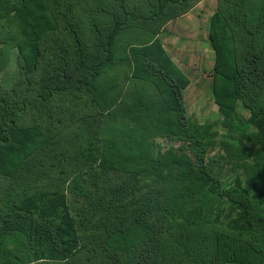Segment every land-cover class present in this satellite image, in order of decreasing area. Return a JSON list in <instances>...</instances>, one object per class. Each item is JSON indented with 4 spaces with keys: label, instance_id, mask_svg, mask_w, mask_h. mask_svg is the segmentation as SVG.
<instances>
[{
    "label": "trees",
    "instance_id": "trees-1",
    "mask_svg": "<svg viewBox=\"0 0 264 264\" xmlns=\"http://www.w3.org/2000/svg\"><path fill=\"white\" fill-rule=\"evenodd\" d=\"M78 1L56 0L65 10L54 14L51 0H0V55L9 41L20 51L25 90L33 91L25 97L31 111L48 118L59 99L57 119L65 117L64 108L74 114L82 101L104 113H128V96L133 126L150 118L155 124L146 130L181 143L162 154L144 136L112 146L113 160L128 171L100 196L108 195L112 250L81 258L66 192L81 189L82 177L76 169L66 172L58 158L51 165L48 152L36 163L35 153L46 148L43 126L21 124L22 103L9 105L0 94V239L21 235L33 253L42 246L39 258L47 264H264V0H219L209 20L212 96L227 131L211 143L230 173L224 184L207 164L210 147L200 127L185 115L181 93L189 79L159 36L162 25L187 9L176 7L190 0H150L144 15L128 0L102 8L92 0L85 24L69 14ZM13 21L21 29L18 39L4 32ZM135 21L138 27L118 50ZM145 85L161 97L143 95ZM65 99L69 106L62 105ZM99 141L96 134L76 159L94 165L110 145L101 148ZM152 174L149 187L132 180ZM192 225H204L205 232L188 231ZM0 264H23L2 240Z\"/></svg>",
    "mask_w": 264,
    "mask_h": 264
},
{
    "label": "rangeland",
    "instance_id": "rangeland-1",
    "mask_svg": "<svg viewBox=\"0 0 264 264\" xmlns=\"http://www.w3.org/2000/svg\"><path fill=\"white\" fill-rule=\"evenodd\" d=\"M101 1L102 3L99 4L100 8L106 7L110 0H99V2ZM128 1L130 5L136 7L135 14L144 15L150 13V0ZM251 1L258 2L259 0ZM51 2L56 6L51 4V7H53L51 11L54 14H58L60 11L64 12V6L58 5L56 0H51ZM75 4L69 14L80 19L83 24L88 23L91 15L89 7L94 5V2L92 0H80ZM218 4L219 0L186 1L176 7L177 12L184 11L185 7L187 8L186 11L162 25L159 36L164 49L189 79V83L181 93L185 115L190 121L195 123V126L200 127L203 133L202 136L210 147L206 155L207 164L212 174L219 178V183L224 184L230 177V173H227L226 168L228 167H225V164L221 161L220 153L223 152L217 150L215 148L216 145L212 146L213 143H211L221 139L227 133L226 129L221 125L222 114L218 110L212 96L214 52L208 40L209 20L211 15L217 10ZM99 22L103 23V18ZM134 23L136 24V21ZM138 25L136 24L132 29H127L126 34L120 37L118 50L123 48L124 44L122 42L133 33V29L137 28ZM6 28H8L9 32L5 30V35H13L17 39L21 36L18 21L10 22ZM0 45H3V43H0ZM127 45L128 43L125 42L126 47ZM122 76L120 77L122 78ZM126 81H128L127 84L129 85L130 80L126 79ZM26 85L21 53L17 46L13 44V41L5 42L0 55V94L6 97L9 105L13 106L15 104L18 107L22 103L24 110L20 117L21 124H41L43 126L46 148L43 150L38 149L35 153L36 163L40 164V160L43 159V152H48L51 165L58 158V160L62 161V167L66 172L67 170L76 169L77 175L82 177V180H80L81 189L77 188L66 192L69 211L73 216L79 234L80 257H91L92 253H98L99 251H111L113 239L109 234L112 233L114 228L105 225L111 220V216L108 214L106 204L103 201L108 198V195L103 196V198L100 196H102L104 188H108L109 185H119L128 174V171L124 170V166L121 163H116L113 160L115 153L112 154V146L118 144L124 148L128 142H136L140 137L144 136L146 145L153 144L159 147L157 153L162 154L173 147H177L181 141H170L162 135L146 130V128L155 124L150 118L143 117L142 122L134 123L133 126L132 120L134 117L129 116V113H133L135 108L132 106V97L128 98V96L124 97V100H126L125 104L130 108L128 113L116 111L117 108L110 113H104L101 112L99 107L94 105L86 106L87 103L84 104L82 101L75 107L74 114H67L66 108H64L65 112L62 116L65 115V117L57 119L56 112L61 107V102L58 99L56 102L58 106H56L55 102L51 106L50 117H39V113L32 112L31 107L25 102V97L33 92L26 91ZM139 91L149 97H161L153 86L145 85ZM62 102H65L62 104L64 106L70 105L66 99ZM239 108L240 106L238 105ZM240 110L242 113H246L244 110ZM144 120L147 121V124ZM96 134H98L100 139L101 148L105 143L110 145L106 149L108 154L100 155V160H97L94 165L89 167L84 162L76 159L77 151L85 147L88 142L90 143V140H93ZM52 168L54 171L56 170L55 167ZM132 180L141 188H145L149 187V184L152 185L155 176L153 174L137 176ZM176 183L180 186L179 182ZM221 203L224 206V202ZM223 217L224 213H222L220 221L223 220ZM220 221L217 225L220 224ZM205 229L204 225H192L188 231L204 233ZM1 240L3 241V246L18 257V260L22 261L23 264H47V259L39 258L42 256L40 255L42 246L38 247L36 252L34 251L33 253L30 240L23 236L20 235L15 240ZM38 241L37 239L36 242ZM49 263H51V260H49Z\"/></svg>",
    "mask_w": 264,
    "mask_h": 264
}]
</instances>
